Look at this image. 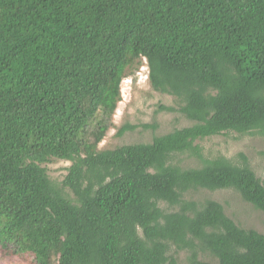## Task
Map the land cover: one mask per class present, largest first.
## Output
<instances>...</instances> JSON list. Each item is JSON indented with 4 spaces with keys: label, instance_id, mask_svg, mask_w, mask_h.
Returning <instances> with one entry per match:
<instances>
[{
    "label": "trees",
    "instance_id": "obj_1",
    "mask_svg": "<svg viewBox=\"0 0 264 264\" xmlns=\"http://www.w3.org/2000/svg\"><path fill=\"white\" fill-rule=\"evenodd\" d=\"M143 59L152 88L177 101L166 110L192 125L99 151ZM231 133L264 138V0H0V243L16 254L264 264L263 234L191 198L231 190L264 213V179L245 157L194 145ZM185 154L199 166L174 162ZM52 159L71 162L61 187L41 167Z\"/></svg>",
    "mask_w": 264,
    "mask_h": 264
},
{
    "label": "rangeland",
    "instance_id": "obj_2",
    "mask_svg": "<svg viewBox=\"0 0 264 264\" xmlns=\"http://www.w3.org/2000/svg\"><path fill=\"white\" fill-rule=\"evenodd\" d=\"M149 69L145 59L126 71L121 82V101L113 115L112 127L107 131L98 150H114L121 146L148 144L158 136L166 135L174 130L190 127L192 122L177 112H168L166 108L178 109L174 97L155 91L149 81ZM137 126L133 131L119 135L120 130L127 126ZM142 125L155 126V129H143ZM194 145L201 148L202 155L207 159L223 156L239 164L245 157L256 176L264 179V138L259 136L235 133L220 135L196 141ZM184 168H196L199 163L188 154L179 155L174 160ZM70 161L52 159L42 165L52 182L62 186ZM72 199V194L65 190ZM195 200L211 199L220 203L231 219L242 228L254 229L264 235V213L256 211L241 200L231 190L208 192L199 190L191 194ZM73 200V199H72ZM0 264H37L28 254H16L13 246L0 243ZM178 264H187L185 254L180 255Z\"/></svg>",
    "mask_w": 264,
    "mask_h": 264
}]
</instances>
